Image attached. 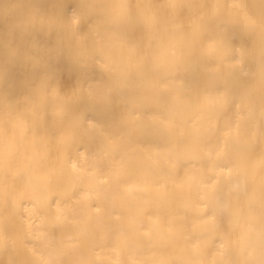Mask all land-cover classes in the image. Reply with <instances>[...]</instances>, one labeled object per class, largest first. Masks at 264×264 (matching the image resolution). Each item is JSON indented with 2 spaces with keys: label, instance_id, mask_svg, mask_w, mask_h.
Masks as SVG:
<instances>
[{
  "label": "clouds",
  "instance_id": "1",
  "mask_svg": "<svg viewBox=\"0 0 264 264\" xmlns=\"http://www.w3.org/2000/svg\"><path fill=\"white\" fill-rule=\"evenodd\" d=\"M0 264H264V0H0Z\"/></svg>",
  "mask_w": 264,
  "mask_h": 264
}]
</instances>
